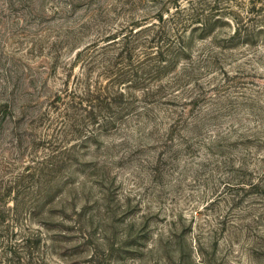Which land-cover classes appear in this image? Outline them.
I'll return each mask as SVG.
<instances>
[{"label":"rangeland","instance_id":"374dc122","mask_svg":"<svg viewBox=\"0 0 264 264\" xmlns=\"http://www.w3.org/2000/svg\"><path fill=\"white\" fill-rule=\"evenodd\" d=\"M0 264H264V0H0Z\"/></svg>","mask_w":264,"mask_h":264},{"label":"trees","instance_id":"16d2710c","mask_svg":"<svg viewBox=\"0 0 264 264\" xmlns=\"http://www.w3.org/2000/svg\"><path fill=\"white\" fill-rule=\"evenodd\" d=\"M120 93H121V92H120ZM126 109H127V108H126ZM128 112H130V111H126V113H128ZM126 113H125V114H126Z\"/></svg>","mask_w":264,"mask_h":264}]
</instances>
